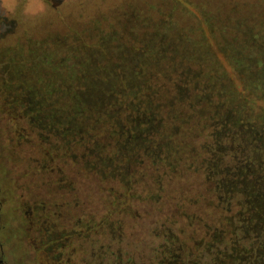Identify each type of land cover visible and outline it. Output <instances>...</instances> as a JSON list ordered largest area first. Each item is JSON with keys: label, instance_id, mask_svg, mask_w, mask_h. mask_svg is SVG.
I'll return each mask as SVG.
<instances>
[{"label": "rangeland", "instance_id": "374dc122", "mask_svg": "<svg viewBox=\"0 0 264 264\" xmlns=\"http://www.w3.org/2000/svg\"><path fill=\"white\" fill-rule=\"evenodd\" d=\"M43 4L40 12L32 0H0V264H264L257 195L252 208L230 209L234 225L215 215L208 238L221 241L209 247L199 239L204 228L192 234L165 220L167 211L148 209L136 219L130 210L106 207L84 165L95 141L110 152L128 151L118 143L127 141L125 133L105 136L112 123L100 128L98 114H119L127 103L132 111L120 118L134 120L175 83L181 67L225 69L228 79L217 82L240 91L245 80L262 82L264 0ZM235 68L248 69L249 77ZM84 75L98 88L91 105ZM253 105L245 124L223 125L211 144L218 194L232 203L247 202L249 191L264 195V121L257 118L264 99Z\"/></svg>", "mask_w": 264, "mask_h": 264}, {"label": "trees", "instance_id": "16d2710c", "mask_svg": "<svg viewBox=\"0 0 264 264\" xmlns=\"http://www.w3.org/2000/svg\"><path fill=\"white\" fill-rule=\"evenodd\" d=\"M181 70V74L172 75L177 77V85H165L163 92H158L157 101L147 102L140 109L142 114L134 116V120L120 118L121 113L129 115L132 111L127 103L122 104L119 114L102 110L98 114L101 123L98 126L107 129L110 126L107 123H112L111 134L103 133L105 136L119 139L118 134L125 133L127 141L118 143H126L128 153L120 146L107 151L102 149V143L95 141L94 146L88 148L84 165L86 172L96 177L93 181L99 182L106 207L130 210L136 219L148 209L167 211L163 214L165 220L187 226L192 234L197 235L199 228H204L199 239L211 247L214 241H221L219 237L208 238L217 223L215 215H221L222 223L234 225L236 214L230 209H237L238 205L252 208L254 194L260 197V209L264 208V195L252 191L247 202H235L237 205L225 196L220 198L212 172L211 146L218 132L219 136L223 135L226 129L223 130V125L245 124L244 118L255 108L254 100L264 99V80L244 79L240 91L229 81L225 86L217 82L219 77L228 79L225 69L200 68L190 72L181 67ZM235 70L236 75L249 77L248 69ZM82 79L83 93L86 92V101L91 105L99 98L98 88L90 83L91 76L84 75ZM74 88H70L72 97L77 94ZM249 97L253 98V103ZM71 107H77L75 102ZM257 118L264 121V112ZM157 134H161L162 139H157ZM114 161L118 164H113ZM124 161L129 163V168L121 165ZM112 180L122 185L112 188L108 183ZM2 194L0 191L1 209L5 205Z\"/></svg>", "mask_w": 264, "mask_h": 264}, {"label": "clouds", "instance_id": "9594fccd", "mask_svg": "<svg viewBox=\"0 0 264 264\" xmlns=\"http://www.w3.org/2000/svg\"><path fill=\"white\" fill-rule=\"evenodd\" d=\"M32 4L38 5V11L42 12L44 9V4H43V0H32ZM28 11H32V7L31 5L29 6ZM33 14H35V12H33Z\"/></svg>", "mask_w": 264, "mask_h": 264}]
</instances>
